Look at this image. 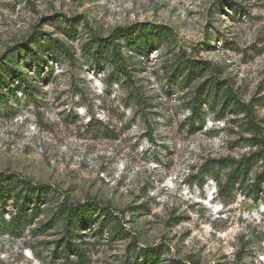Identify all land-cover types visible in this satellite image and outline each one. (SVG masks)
Instances as JSON below:
<instances>
[{
    "label": "rangeland",
    "instance_id": "obj_1",
    "mask_svg": "<svg viewBox=\"0 0 264 264\" xmlns=\"http://www.w3.org/2000/svg\"><path fill=\"white\" fill-rule=\"evenodd\" d=\"M144 23L172 36H116L128 77L85 50ZM0 81V176L29 183L37 206L19 235L0 222V264H143L149 250L154 264H264V0H0ZM82 204L71 240L62 210Z\"/></svg>",
    "mask_w": 264,
    "mask_h": 264
},
{
    "label": "trees",
    "instance_id": "obj_2",
    "mask_svg": "<svg viewBox=\"0 0 264 264\" xmlns=\"http://www.w3.org/2000/svg\"><path fill=\"white\" fill-rule=\"evenodd\" d=\"M116 36H120L125 39L126 46L129 47H137V45L141 42L148 43L150 39H154L157 43H160L163 39L170 40L172 33L168 29V27L159 24H140V25H133L130 27H125L120 29L116 34L109 36L107 39L97 38L98 46L93 48L88 47L85 50L91 51V56L93 60L97 61L102 58L110 57L116 63L115 67L120 69L124 76L128 77L131 74V71L128 67L124 64V59L121 53V47L118 40H116ZM59 42V41H58ZM60 43V42H59ZM62 51L65 56L72 58V50L70 47L61 43ZM111 47V54H107L108 49ZM31 52L35 53L32 49ZM187 65L192 70H202L204 66H206V62L195 61V60H187ZM12 71H15L12 69ZM16 76L18 79L23 80V76L17 72ZM1 87V81H0ZM219 87V88H218ZM219 83L217 84V89L215 88V93L217 95V90L220 89ZM200 88L196 89V95L187 102V108L190 113L189 122L190 126H193L196 120L201 119L204 114V110L201 106L202 99L200 98ZM3 97L0 98H4ZM216 97V96H215ZM214 97V98H215ZM221 97L225 103H230L232 107L235 109H239L241 111L246 110V106L243 105L226 87L221 91ZM221 115V114H220ZM255 144L263 145L264 141L256 142ZM257 159L261 158L264 163V148L257 154ZM250 157L242 158L241 160L234 161L236 166L232 168L231 175H241L238 181V184H242L245 179L246 173L251 169V161ZM257 159L254 158V161ZM208 171H211V177L215 178L217 181L218 193H222L225 188L221 185L220 181L217 178V175L212 172L214 165H208ZM202 179V178H201ZM229 179V178H228ZM203 181L199 182V186L202 185ZM264 182V166L262 171L259 175H257V182L255 183V187H259V185ZM30 188V184L24 181H21L15 177H9L8 179H4L0 176V207L5 209L9 198H12V205L15 208V211L11 213L7 221L5 222L3 218V211L0 212V222L3 225L6 224V229L13 234L19 235L24 231L25 226L29 222V217L31 214L35 213L37 206L33 200L29 199L28 196L23 195V190ZM256 189L253 192L256 194ZM91 206L89 204H82L77 205L76 207H64L63 213L65 215L64 218V230L65 235L70 237L71 240L74 238V235L77 233V229L82 225L84 219H87L91 215ZM104 214L107 217H111L112 213L104 208ZM63 251L69 252L71 251L72 247L70 242L65 243L62 247ZM149 251L143 252L145 256H150L151 259L148 262L143 264H154L155 260L153 257L154 254H149ZM77 258L83 257V253L79 250H76Z\"/></svg>",
    "mask_w": 264,
    "mask_h": 264
}]
</instances>
